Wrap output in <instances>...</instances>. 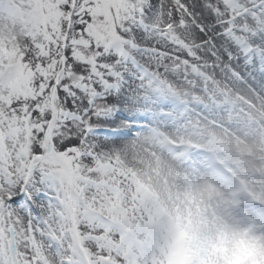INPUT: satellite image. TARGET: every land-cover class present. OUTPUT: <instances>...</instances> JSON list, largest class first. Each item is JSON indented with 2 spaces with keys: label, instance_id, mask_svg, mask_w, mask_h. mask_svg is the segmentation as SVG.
Segmentation results:
<instances>
[{
  "label": "snow or ice",
  "instance_id": "snow-or-ice-1",
  "mask_svg": "<svg viewBox=\"0 0 264 264\" xmlns=\"http://www.w3.org/2000/svg\"><path fill=\"white\" fill-rule=\"evenodd\" d=\"M190 206L264 234V0H0V264H164Z\"/></svg>",
  "mask_w": 264,
  "mask_h": 264
},
{
  "label": "bare ground",
  "instance_id": "bare-ground-1",
  "mask_svg": "<svg viewBox=\"0 0 264 264\" xmlns=\"http://www.w3.org/2000/svg\"><path fill=\"white\" fill-rule=\"evenodd\" d=\"M191 205V202H190ZM194 213H197L198 209L195 206H191ZM220 228L226 231L213 232L210 230L198 229L193 233L195 235V244L201 248L206 246V250L213 254L221 242L225 240L230 243L236 252V254L242 258H260L264 261V234H257V226L247 224L234 217H225L220 219L218 217ZM232 233H243L244 235L238 239H234Z\"/></svg>",
  "mask_w": 264,
  "mask_h": 264
},
{
  "label": "rangeland",
  "instance_id": "rangeland-1",
  "mask_svg": "<svg viewBox=\"0 0 264 264\" xmlns=\"http://www.w3.org/2000/svg\"><path fill=\"white\" fill-rule=\"evenodd\" d=\"M177 224H180V222L177 221ZM188 238H190L189 235ZM195 249L197 253L200 254L197 247ZM200 255L202 256V254ZM164 264H166L165 260H164ZM201 264H261V263L257 262V260H252L249 258H242V259L239 258L235 253L234 247L230 243L223 240L218 245L217 256L215 257L204 256Z\"/></svg>",
  "mask_w": 264,
  "mask_h": 264
}]
</instances>
